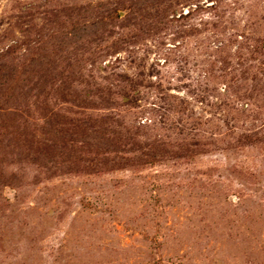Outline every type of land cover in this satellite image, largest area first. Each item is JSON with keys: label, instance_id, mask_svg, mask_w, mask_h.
I'll return each mask as SVG.
<instances>
[{"label": "rangeland", "instance_id": "rangeland-1", "mask_svg": "<svg viewBox=\"0 0 264 264\" xmlns=\"http://www.w3.org/2000/svg\"><path fill=\"white\" fill-rule=\"evenodd\" d=\"M0 264H264V0H0Z\"/></svg>", "mask_w": 264, "mask_h": 264}]
</instances>
